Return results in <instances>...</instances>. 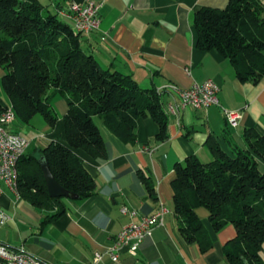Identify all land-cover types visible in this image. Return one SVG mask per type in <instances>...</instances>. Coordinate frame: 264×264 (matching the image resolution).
Wrapping results in <instances>:
<instances>
[{"label": "crops", "instance_id": "obj_1", "mask_svg": "<svg viewBox=\"0 0 264 264\" xmlns=\"http://www.w3.org/2000/svg\"><path fill=\"white\" fill-rule=\"evenodd\" d=\"M48 1L67 21L64 13L72 3L93 1L100 5L99 28L85 33L83 43L104 68L131 74L142 88H159L167 83L189 88L212 78L219 85V104L205 109L189 106L179 116L169 115V136L164 140L157 138L159 125L151 117L138 119L137 137L132 142L124 132L111 129L95 116L107 155L96 158L82 148L73 150L95 179L96 192L87 198L64 197L65 212L44 223L55 210L33 204L2 182L0 208L7 218L0 222V242L13 248L23 246L48 264H93L95 253L110 247L124 225L139 222L163 206L168 210L163 224L144 239L137 255L123 250L113 260L104 254L96 264H231L226 252L237 235L235 226L230 223L216 230L208 212L200 208L204 229L198 235L200 240L188 241L173 211L172 187L178 162L191 155L203 162L213 159L209 139L216 138L229 151L227 128L243 147L248 145L246 129L264 134V78L257 84L243 83L228 58L216 49L205 51L196 44L195 11L201 7L222 9L229 0ZM171 96L163 95L165 109ZM53 106L58 119L51 127L44 118L46 132L41 135L32 128L33 119L30 123L14 119L8 126L29 139L26 152L42 149L51 140L68 145L64 121L68 103L57 95ZM224 109L240 112L236 126L227 124ZM25 127L29 137L19 131L27 130ZM123 207L129 211L124 213Z\"/></svg>", "mask_w": 264, "mask_h": 264}, {"label": "trees", "instance_id": "obj_2", "mask_svg": "<svg viewBox=\"0 0 264 264\" xmlns=\"http://www.w3.org/2000/svg\"><path fill=\"white\" fill-rule=\"evenodd\" d=\"M193 25L197 47L216 49L235 67L238 79L259 83L264 78V4L260 0H229L225 8L201 7ZM85 33L75 30L48 0H0V67L2 86L10 103L0 98V115L10 108L15 119L30 123L42 114L53 127V101L68 103L64 117L68 145L51 140L42 149L19 159L18 193L37 206L55 210L51 222L65 212L62 199L49 195L41 169L45 157L57 181L87 198L97 183L73 148L93 157L107 155L105 139L94 120L100 117L111 129L137 137V122L151 117L159 125L157 138L169 136L170 116L158 88H142L128 73L104 68L83 43ZM229 124V123H227ZM230 125V124H229ZM229 151L216 138L208 140L213 159L188 156L175 166L173 211L188 241L199 239L203 208L216 230L233 224L237 235L226 256L231 264H264V134L245 130L246 147L227 130ZM149 180V178H144ZM151 190L153 186L147 183ZM200 240V239H199Z\"/></svg>", "mask_w": 264, "mask_h": 264}, {"label": "built area", "instance_id": "obj_3", "mask_svg": "<svg viewBox=\"0 0 264 264\" xmlns=\"http://www.w3.org/2000/svg\"><path fill=\"white\" fill-rule=\"evenodd\" d=\"M99 8L100 5L93 1L83 5L72 3L69 11L64 13V16L68 21H74L76 31L90 33L99 28ZM158 91L163 95L166 93L181 94V103H172L171 97L166 102L167 113L172 116H179L180 111L189 106L205 109L211 105L219 104V85L212 78L205 80L203 83H194L189 88H180L176 84L167 83L159 87ZM224 111L229 124L236 126L238 119L241 117L240 112L228 109H224ZM14 119L15 114L12 108L11 117L0 119V196L2 182H5L15 191V180L19 178V159L25 154L30 143L27 137L8 128ZM122 211L126 213L129 209L123 207ZM167 211V208L162 206L156 213L143 217L141 221H131L124 225L110 247L103 252L98 251L95 253L93 264L102 260L104 254H108L113 260H117L123 250L137 255L144 239L152 234L156 226L163 224L164 215ZM131 213L133 214L135 211H131ZM6 218L7 215L0 208V222H3ZM0 264L48 263L27 251L23 246L13 248L0 242Z\"/></svg>", "mask_w": 264, "mask_h": 264}, {"label": "water", "instance_id": "obj_4", "mask_svg": "<svg viewBox=\"0 0 264 264\" xmlns=\"http://www.w3.org/2000/svg\"><path fill=\"white\" fill-rule=\"evenodd\" d=\"M39 161L46 180L48 192L51 197H68L73 199L80 198L78 194L68 190L57 181L50 169L49 162L45 157H41Z\"/></svg>", "mask_w": 264, "mask_h": 264}, {"label": "rangeland", "instance_id": "obj_5", "mask_svg": "<svg viewBox=\"0 0 264 264\" xmlns=\"http://www.w3.org/2000/svg\"><path fill=\"white\" fill-rule=\"evenodd\" d=\"M0 98L3 99L5 102L9 103L10 99L9 96L7 95V93L4 91L3 86H2V74H0ZM96 121H99L98 118H95ZM32 128L34 129L35 133H38L39 135L45 133V129L43 128L45 124L44 121V117L42 116V114H37L33 120H32ZM27 130L25 129H21L19 130L22 134L26 135L29 137V133H28V128L25 127ZM38 141V140H37Z\"/></svg>", "mask_w": 264, "mask_h": 264}, {"label": "bare ground", "instance_id": "obj_6", "mask_svg": "<svg viewBox=\"0 0 264 264\" xmlns=\"http://www.w3.org/2000/svg\"><path fill=\"white\" fill-rule=\"evenodd\" d=\"M72 22L75 26L74 21H72ZM171 95H172L171 96V102L172 103H181V94L180 93H173ZM5 117H11V108L0 115V119H5ZM18 188H19L18 187V180H15V192H17V193H18Z\"/></svg>", "mask_w": 264, "mask_h": 264}]
</instances>
